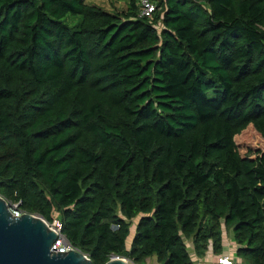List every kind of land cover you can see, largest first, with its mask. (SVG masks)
Listing matches in <instances>:
<instances>
[{"label": "trees", "instance_id": "16d2710c", "mask_svg": "<svg viewBox=\"0 0 264 264\" xmlns=\"http://www.w3.org/2000/svg\"><path fill=\"white\" fill-rule=\"evenodd\" d=\"M0 0V196L92 264H264V0ZM135 221L129 247L125 240Z\"/></svg>", "mask_w": 264, "mask_h": 264}, {"label": "water", "instance_id": "95a60500", "mask_svg": "<svg viewBox=\"0 0 264 264\" xmlns=\"http://www.w3.org/2000/svg\"><path fill=\"white\" fill-rule=\"evenodd\" d=\"M12 207L0 196V264H92L79 251L51 252L56 232L34 214L12 216ZM105 264H126V260L113 255Z\"/></svg>", "mask_w": 264, "mask_h": 264}, {"label": "rangeland", "instance_id": "374dc122", "mask_svg": "<svg viewBox=\"0 0 264 264\" xmlns=\"http://www.w3.org/2000/svg\"><path fill=\"white\" fill-rule=\"evenodd\" d=\"M86 2L96 4V5L102 7L103 9H105L107 11H116V10L124 9L128 3V0H86ZM238 142L240 145H242L246 148H253V149H260V150L264 149L263 139L260 136H258L252 130H248L246 133H244L238 139ZM7 203L9 205L10 204L14 205V203H10V202H7ZM36 216H38V215H36ZM38 217H40V216H38ZM54 220H57V219H54ZM134 230H135V221H132L130 228H129V233H128L127 238L125 240V246L127 248L130 245L132 236L134 234ZM222 233L224 236L223 250L219 254H223L224 252L225 253L229 252V253L233 254L234 244L231 243V246H230V243H229V245H228V242L232 240L231 239L232 238L231 230L223 227ZM187 244H188L189 250L191 252V255L194 257L191 242L188 241ZM149 259H150L149 262H145V264H154V258L150 257ZM238 261H239V263H245L243 258H238ZM129 264H131V263H129Z\"/></svg>", "mask_w": 264, "mask_h": 264}, {"label": "built area", "instance_id": "2783aa9c", "mask_svg": "<svg viewBox=\"0 0 264 264\" xmlns=\"http://www.w3.org/2000/svg\"><path fill=\"white\" fill-rule=\"evenodd\" d=\"M138 1H139L140 15H143V16L151 15V13L155 9V4L153 3V1L151 0H138ZM11 214L12 216L18 217L21 214H23V212H21L18 209L17 204H14L11 209ZM45 223L50 229H53L57 234L56 240L52 243L50 247L51 252L53 253L65 252L66 253L70 250L79 251L75 246H73L68 241L65 235L61 232V225L57 220H53L51 223L45 221ZM84 255L85 257L88 258L86 254ZM121 258H124L126 260V264H129V263L134 264L131 260H129L126 257H121ZM207 264H242V263H239L237 257L234 254L228 253V254H219V255L212 256L211 259L207 262Z\"/></svg>", "mask_w": 264, "mask_h": 264}, {"label": "crops", "instance_id": "0c3cea01", "mask_svg": "<svg viewBox=\"0 0 264 264\" xmlns=\"http://www.w3.org/2000/svg\"><path fill=\"white\" fill-rule=\"evenodd\" d=\"M229 243H230V246H231V243L234 244L232 240L228 242V245H229ZM228 253L229 252H227V253L224 252L223 254H228ZM233 254H234V250H233ZM215 255H219V254H215ZM212 256H214V254L211 252V250H208L207 253L205 254V256L196 258V256L194 255V258L197 261L196 264H207V262L211 259ZM149 258L146 259V262H149V260H150ZM153 258H154V264H157L155 257H153Z\"/></svg>", "mask_w": 264, "mask_h": 264}]
</instances>
